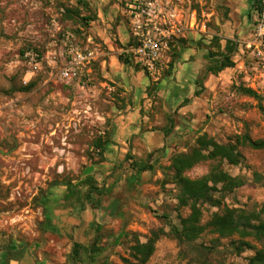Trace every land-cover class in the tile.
<instances>
[{
    "label": "rangeland",
    "instance_id": "374dc122",
    "mask_svg": "<svg viewBox=\"0 0 264 264\" xmlns=\"http://www.w3.org/2000/svg\"><path fill=\"white\" fill-rule=\"evenodd\" d=\"M171 1L187 27L171 44L170 63L178 55L176 43L186 38L184 47L201 63L194 82L197 96L166 112L156 90L168 69L158 81L144 73L149 86L140 103L141 135L158 131L169 139L147 153L133 138L128 154L110 166L103 147L117 112L129 110L131 96L104 78L106 47L93 29L97 6L113 7L115 25L107 31L111 45L122 61H129L123 71L133 77L125 82L137 83L141 70L126 54L131 40L120 41L116 32L122 25L131 36V0H0V264L18 262L26 253L33 258L44 253L50 264H77L71 258L76 244L85 250L82 264L134 263L132 247L154 239L146 264H249L257 252L264 254V241L237 233L221 238L208 228L214 215L228 211L248 217L252 225L264 224V150L242 143L239 165L204 161L185 177L198 180L220 166L244 185L222 198L216 195L217 207L199 205L206 229L196 241L178 242L172 234L191 211L178 203L179 189L167 170L171 158L189 154L203 135L220 145L236 144L243 136L264 141V101L238 92L251 89L264 97V41L255 38L252 0ZM88 53L91 58L79 63L77 55ZM225 58L232 68L206 72ZM71 59L79 79L65 82L59 72ZM174 62L176 73L179 62ZM34 64L37 70L27 76ZM142 167L152 170L137 173ZM59 188L65 194L52 201ZM64 210L80 221L85 212V226L80 222L65 235L56 234V226L49 229L48 219Z\"/></svg>",
    "mask_w": 264,
    "mask_h": 264
},
{
    "label": "trees",
    "instance_id": "16d2710c",
    "mask_svg": "<svg viewBox=\"0 0 264 264\" xmlns=\"http://www.w3.org/2000/svg\"><path fill=\"white\" fill-rule=\"evenodd\" d=\"M252 7H258V0H253ZM227 45H229V42ZM119 61L123 64H128L129 62L128 60L122 61L121 56L119 57ZM232 67L233 63L230 59L225 58L223 61L215 63L212 69L208 68L206 72L216 75ZM238 92L258 102L264 101V97H260L251 89L239 88ZM195 95L197 96V94ZM238 140L236 144L220 145L203 135L198 138L196 142L197 147L189 154H179L171 158V163L167 170L173 173L172 182L179 189L178 203L182 207L189 206L191 211L188 218L181 220L180 229H172L174 239L178 242L193 243L206 229V227L200 225L199 205L209 204L212 207H217L219 206V198L216 199V195L222 198L244 185L242 179L231 177L220 166L214 167L207 176L198 180H190L185 177V174L195 165L204 161L220 159L221 161H226L231 166L239 165L243 157L238 152L237 147L241 143L253 150H264V141H252L247 136H243ZM151 170L152 167H142L141 170H137V173ZM71 189L72 187L67 188L66 196ZM96 191L98 192V196L103 195L102 191L95 189ZM208 228L213 229L221 238H229L237 233L240 238L253 236L258 240L264 241V224L252 225L248 217L242 215L237 217L236 212L228 211L222 216L214 215L208 223ZM154 241L155 239L150 240L146 244H138L132 247L131 251L134 252L133 258L135 262L124 261V264H146L155 251ZM240 245L248 246L246 243H241ZM81 251L85 250L80 245H74L71 258L77 264H82ZM91 251L93 253L97 252V250L93 249ZM249 264H264V254L257 252Z\"/></svg>",
    "mask_w": 264,
    "mask_h": 264
},
{
    "label": "crops",
    "instance_id": "0c3cea01",
    "mask_svg": "<svg viewBox=\"0 0 264 264\" xmlns=\"http://www.w3.org/2000/svg\"><path fill=\"white\" fill-rule=\"evenodd\" d=\"M260 1L258 0V5ZM253 5V0L251 6ZM113 7H110L107 11L105 8H96L97 20L95 27L93 29L95 37L104 45L106 48L107 59L102 61V67L105 68L106 73L104 78L109 82H118V85L123 87L127 94L131 96V104L128 106V111L126 113L117 112V115L112 121V136L110 141L106 143L103 147L104 156L107 158L108 165L112 166L120 157L127 155L130 150L131 140L138 138L141 142L138 146H142L147 153H151L157 148L163 146L165 142L169 139L162 132L150 131L141 135V127L144 123V119L140 115V103L145 97L148 89V83L146 75L141 71L137 73L136 80L137 83L125 82L126 78L129 79L133 77V72L131 74L124 73L123 68L128 64H123L119 61L121 55L114 52V48L111 45V40L109 33L107 32L112 25H115L114 19L111 17ZM254 10V8H253ZM115 18V17H114ZM117 34L119 40L124 43H129L131 37L122 25L117 27ZM184 40L176 43V48L178 49V55L175 58L178 64V70L174 73L173 66L175 59L170 63L167 70V74L164 78L165 82L161 84L156 90V94L164 100L166 104V112H174L178 107H180L183 102L192 97L196 92L195 79L199 73L201 67L200 59L196 57L193 50L186 49L184 47ZM131 45H129L130 47ZM195 58V59H194ZM194 59V62H192ZM130 67V65H129ZM198 72V73H197ZM172 74H174V79ZM132 105V107H131ZM167 139V140H166ZM65 194V189H57L52 195V201H59ZM68 211L64 210L53 214L48 224L50 226H56L55 233L65 235L69 230L78 227L80 222L82 228L85 226V212L84 221H80L76 218L68 217ZM58 222V223H56ZM38 258V259H37ZM37 258H33L30 254H24L22 259L18 262H10V264H50V257L45 256V254H38ZM38 260V261H37Z\"/></svg>",
    "mask_w": 264,
    "mask_h": 264
},
{
    "label": "built area",
    "instance_id": "2783aa9c",
    "mask_svg": "<svg viewBox=\"0 0 264 264\" xmlns=\"http://www.w3.org/2000/svg\"><path fill=\"white\" fill-rule=\"evenodd\" d=\"M252 14V24L257 42L264 41V0H259ZM128 7L131 27V46L127 56L143 73L153 81H158L170 64L171 44L186 31L187 20L179 7L171 0H131ZM194 16L189 17L192 26ZM73 54V53H72ZM79 63L91 58V54L77 55ZM73 60H75L73 58ZM71 59L59 72V78L65 82L79 79ZM27 72L32 75L38 65Z\"/></svg>",
    "mask_w": 264,
    "mask_h": 264
}]
</instances>
